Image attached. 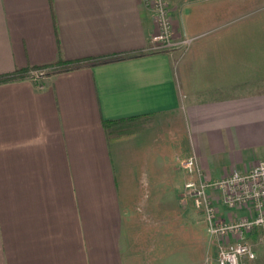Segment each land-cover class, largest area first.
I'll use <instances>...</instances> for the list:
<instances>
[{
  "label": "crops",
  "instance_id": "1",
  "mask_svg": "<svg viewBox=\"0 0 264 264\" xmlns=\"http://www.w3.org/2000/svg\"><path fill=\"white\" fill-rule=\"evenodd\" d=\"M233 2L168 0L173 40H193L146 52L142 0H0V74L104 57L0 83V264H216L185 183L264 159V78L215 95L203 80ZM138 116L108 138L103 120ZM212 199L221 222L254 215ZM247 237L264 264V226Z\"/></svg>",
  "mask_w": 264,
  "mask_h": 264
},
{
  "label": "built area",
  "instance_id": "2",
  "mask_svg": "<svg viewBox=\"0 0 264 264\" xmlns=\"http://www.w3.org/2000/svg\"><path fill=\"white\" fill-rule=\"evenodd\" d=\"M142 4L152 12L157 29L150 35L146 52L178 48L184 50L190 44L192 37H184L177 42L173 40V22L168 0H142ZM42 75L43 72L37 70L31 78L38 80ZM185 188L195 205L203 211L210 234L219 237L229 233L235 235V240L219 244L216 264L252 263L256 253L247 234L264 226V159L247 170H233L229 175L213 181H187ZM214 193L219 194V200L227 208L246 206L254 211V215L231 223L221 222L216 207L212 204Z\"/></svg>",
  "mask_w": 264,
  "mask_h": 264
},
{
  "label": "rangeland",
  "instance_id": "3",
  "mask_svg": "<svg viewBox=\"0 0 264 264\" xmlns=\"http://www.w3.org/2000/svg\"><path fill=\"white\" fill-rule=\"evenodd\" d=\"M233 1L239 3L241 0H230L231 5L234 4ZM261 2L262 0H247L244 10L238 7L237 13L225 15L226 24L222 22L219 31L225 33V36L216 37V41H212L214 42L213 52L208 54L211 56L212 69L205 72L206 76L204 75L203 78L207 84L206 88H209L207 90L212 94L222 93L226 87L230 86H240L245 83L259 84L264 78V21H262L264 6ZM240 5L243 6V4ZM249 6H252V11ZM183 15L181 9L179 14L181 24ZM235 17L236 22H233ZM233 33H235V41L232 40ZM228 34H231V41ZM50 69L43 68L38 71H42V77H44ZM36 71H30V76ZM206 231L208 232L207 226ZM219 239L220 243L225 241L221 237ZM259 247L258 243L257 248ZM207 252L206 250V255Z\"/></svg>",
  "mask_w": 264,
  "mask_h": 264
},
{
  "label": "trees",
  "instance_id": "4",
  "mask_svg": "<svg viewBox=\"0 0 264 264\" xmlns=\"http://www.w3.org/2000/svg\"><path fill=\"white\" fill-rule=\"evenodd\" d=\"M102 58L104 57H97L93 59L87 58V59L66 60L63 59L62 57H59L56 63L58 66L56 68H51L49 66H52L54 64L49 65L48 67L51 69L48 70L46 74H49L50 72L63 71L71 68H77L82 65L100 62ZM43 68H47V66H33L27 69H15L10 73L0 74V83L28 76L30 75L29 74L30 71L39 70ZM143 118L144 117L142 116H138V117L115 119V120H103L102 125L106 134L108 135V138L110 140H117L128 136L126 133L123 132L124 126L133 124L134 122L140 121Z\"/></svg>",
  "mask_w": 264,
  "mask_h": 264
}]
</instances>
